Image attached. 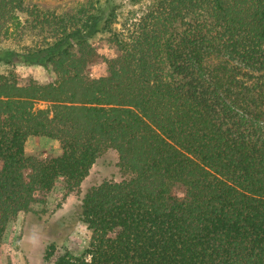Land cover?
Instances as JSON below:
<instances>
[{
  "label": "trees",
  "instance_id": "16d2710c",
  "mask_svg": "<svg viewBox=\"0 0 264 264\" xmlns=\"http://www.w3.org/2000/svg\"><path fill=\"white\" fill-rule=\"evenodd\" d=\"M118 11L116 0L66 15L0 0V32L24 14L37 36L0 46V67L53 74L19 86L0 73V242L18 213L77 191L112 149L128 178L85 192L88 244L49 246L50 264H264V0H151L116 30ZM97 34L115 53L90 78ZM29 136L61 153L26 156Z\"/></svg>",
  "mask_w": 264,
  "mask_h": 264
},
{
  "label": "rangeland",
  "instance_id": "374dc122",
  "mask_svg": "<svg viewBox=\"0 0 264 264\" xmlns=\"http://www.w3.org/2000/svg\"><path fill=\"white\" fill-rule=\"evenodd\" d=\"M116 1L119 4L117 23L113 26L116 30L132 13L139 15L151 5V0H135V4L128 0ZM103 2L104 0H24V7H36L43 13L66 15L80 7L102 5ZM25 19L24 14H17V19L7 26V32H0L1 47L19 49L23 45H33L37 36L22 28ZM89 43L99 57L86 68L85 73L90 78H97L106 72L103 60L113 56L115 51L109 43L108 34H97ZM0 73H11L19 86L45 85L53 79L49 68L38 66H1ZM47 105L45 102H37L34 108L44 109ZM24 153L26 156L45 158L59 155L61 151L56 140L29 136L24 144ZM126 178L128 175L118 167L117 153L112 149L105 150L96 159L77 191L61 198L55 190L43 205H32L30 212L18 213L7 224L0 242V264H50L45 258V252L51 245L79 255L89 240V232L78 220L83 195L88 189L104 181L120 182Z\"/></svg>",
  "mask_w": 264,
  "mask_h": 264
}]
</instances>
